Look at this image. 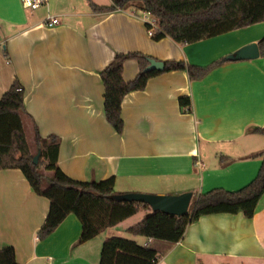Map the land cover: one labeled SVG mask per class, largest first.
Returning a JSON list of instances; mask_svg holds the SVG:
<instances>
[{
  "label": "crops",
  "instance_id": "obj_1",
  "mask_svg": "<svg viewBox=\"0 0 264 264\" xmlns=\"http://www.w3.org/2000/svg\"><path fill=\"white\" fill-rule=\"evenodd\" d=\"M39 9L0 0V99L14 80L20 83L30 117L24 129L33 136L34 124L41 138L58 139L57 165L66 176L113 178L118 195L191 193L190 203L213 189L237 191L255 178L257 155L264 152V135L253 133L264 129V57L224 62L195 81L185 71L152 77L144 90L123 98L121 134L105 120L99 73L117 53L205 67L258 43L264 23L244 28L254 38L217 53L210 51L219 36L184 46L170 38L153 41L145 28L150 15L132 4L93 13L88 0H48ZM47 17L59 24L45 26ZM138 72L134 60L124 62L125 82ZM181 97L190 98L189 111L179 106ZM144 210L137 223L153 212ZM48 211L49 201L33 193L19 170H0V249L13 247L18 264H98L103 242L124 233L140 246L148 243L127 232L137 224L127 225L128 218L78 245L81 226L72 214L38 240ZM156 264H264V194L251 219L240 213L199 218Z\"/></svg>",
  "mask_w": 264,
  "mask_h": 264
},
{
  "label": "trees",
  "instance_id": "obj_2",
  "mask_svg": "<svg viewBox=\"0 0 264 264\" xmlns=\"http://www.w3.org/2000/svg\"><path fill=\"white\" fill-rule=\"evenodd\" d=\"M107 7L98 6L88 0L93 13H109L132 4L156 20L151 39L155 42L170 38L176 44L190 45L264 23V0H110ZM150 30L149 25H145ZM260 57H264V36L257 43ZM153 59L141 53L115 54L113 60L100 73L103 84V111L106 122L117 134L123 130L121 103L131 93L145 89L154 76L171 71H185L189 80L202 79L217 66L227 62L215 61L205 67L187 65L184 62L164 61L161 72L145 69ZM134 60L139 72L130 82L123 80V64ZM156 60V59H155ZM181 108L190 110L189 97L178 100ZM30 118L23 106V89L14 80L9 90L0 99V170H19L31 190L37 196L49 201V211L44 224L37 232V239L47 238L70 214L81 226L78 245L86 243L108 228L147 208L139 201L116 200L114 179L79 182L70 179L58 167L59 142L54 136L41 138L34 126V150L26 142L24 121ZM253 133L264 135V129L256 128ZM38 153L37 163L33 157ZM261 166L255 178L243 188L228 192L213 189L199 194L192 201L185 214L175 216L161 211L148 214L142 221L130 227L127 232L150 240L138 245L132 240L112 237L103 242L98 264H156L158 258L169 247L178 243L187 227L199 218L214 214H242L251 219L257 204L264 194V152ZM0 264H18L11 246L0 249Z\"/></svg>",
  "mask_w": 264,
  "mask_h": 264
},
{
  "label": "water",
  "instance_id": "obj_3",
  "mask_svg": "<svg viewBox=\"0 0 264 264\" xmlns=\"http://www.w3.org/2000/svg\"><path fill=\"white\" fill-rule=\"evenodd\" d=\"M259 49L257 43H250L236 50L234 53L225 57L227 62H238L246 60H255L259 58ZM164 70L162 61L149 59V65L145 71H158ZM38 153L33 157L34 164L37 163ZM116 200L139 201L148 204L154 211H161L166 214L181 216L188 210L191 200V193H183L177 196L169 195H146V194H127L115 196Z\"/></svg>",
  "mask_w": 264,
  "mask_h": 264
},
{
  "label": "rangeland",
  "instance_id": "obj_4",
  "mask_svg": "<svg viewBox=\"0 0 264 264\" xmlns=\"http://www.w3.org/2000/svg\"><path fill=\"white\" fill-rule=\"evenodd\" d=\"M37 11H40V9L37 10ZM254 37H255V35H253V32L251 30L247 31V30H244V28L242 30L241 29L240 30H235V31L223 34V35L219 36V38H218V39H220L219 40L220 42H218L214 46L212 51H210V52L216 51L217 53H220V52H222L224 50L225 51L234 50L238 46H241V44H244L245 42H247V40H249L251 38H254ZM242 46H244V45H242ZM241 47H238L233 52H235L236 50L240 49ZM24 132H25L26 142H27L29 148L34 150V139H33V136L31 135L32 133L31 132L29 133V130L26 131L25 129H24ZM144 209H151V211H153V209L150 206H148L147 208H144ZM144 209H142L141 212H139V213L135 214L134 216L130 217V219L127 220L125 223L127 225L133 224V222L137 223L138 220H141L140 219L141 216H143L145 214V210ZM120 238L131 240L130 239V235H128L126 233H124Z\"/></svg>",
  "mask_w": 264,
  "mask_h": 264
},
{
  "label": "built area",
  "instance_id": "obj_5",
  "mask_svg": "<svg viewBox=\"0 0 264 264\" xmlns=\"http://www.w3.org/2000/svg\"><path fill=\"white\" fill-rule=\"evenodd\" d=\"M48 0H21L22 6L27 10V11H35L39 9L40 7L44 6L47 4ZM145 23L151 27L150 30H147V35L149 37H152L153 34V29L156 27V20L150 16L148 20H145ZM59 24V21L57 18L53 17H47V22L45 23V26L47 27H54ZM150 240H148V243Z\"/></svg>",
  "mask_w": 264,
  "mask_h": 264
}]
</instances>
